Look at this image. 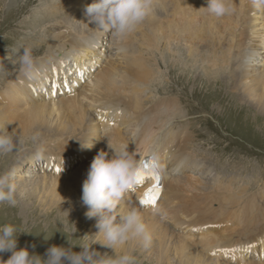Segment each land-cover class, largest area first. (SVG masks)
<instances>
[{
    "label": "bare ground",
    "instance_id": "1",
    "mask_svg": "<svg viewBox=\"0 0 264 264\" xmlns=\"http://www.w3.org/2000/svg\"><path fill=\"white\" fill-rule=\"evenodd\" d=\"M37 1L40 8L53 15L47 13L52 17L51 20L47 18L49 22L35 24L33 35L37 32L47 34L50 30L55 32L49 33L44 51L40 46L46 37L40 35L34 40L40 45L35 51L39 76L34 80L43 81L46 72L52 70L55 77H64L65 90L59 91L60 94L51 92L45 95L35 90V95H40L38 98H44L45 102L33 106L29 103L31 109L20 108V93L29 95L30 89H25V84L30 79L21 73L19 64L13 60V64L0 76V80L4 78L0 82V123H13L9 132L22 141L19 148L32 135L39 136L35 141L46 138L44 152L52 154L44 159L48 165L55 157L70 156H75L72 159L79 163L68 174L40 175L28 171L38 170L33 167L38 165L35 153H32L34 156L23 157L13 167L10 154L0 156L2 173L18 169L17 177L21 183L15 184L19 186V193H23L22 197L27 199L21 205L31 209L33 221L42 224L55 218L58 227H68L75 216L76 224H82L77 226V230H86L88 240L92 242L95 239L92 235L98 231L96 219L87 218L80 222L87 211L81 202L83 181L101 149L112 155L108 140L117 146L128 143L129 151L135 152L139 161L157 156L159 166L166 170L165 189L158 205L168 214L162 218L153 213V207L142 206L139 196L146 185L136 186L129 192L125 207L131 203L142 210L153 242L148 249L135 241L129 242L118 251H131L136 263L144 257L148 261L157 256L159 264H171L172 257L177 256L179 264H232L251 258H258L257 264H264L261 261L264 260V219L252 232L255 234L253 238L236 240L245 236L249 217L254 211L252 208L264 216V205L258 202L256 195L247 193L251 187L246 178L227 175L226 172L217 175V169L198 159L200 153L192 143H199L198 140L202 139L196 138L188 109H180L176 98L168 99L164 104L153 93V87L156 86L158 93L169 77L163 68H169L170 62L157 61L169 50L176 57L172 60L173 68L181 64L185 71L190 72L199 67L197 69L208 71L209 76L217 74L221 78L231 73V81L227 80L242 86L243 97L249 99L245 102L264 111V57L260 51L264 52V47L256 46L259 41L264 45V8L256 7L253 0H233L236 11L217 17L202 8L207 5V0H159L154 15L134 33L122 40L112 36L116 55L107 56L110 61L104 66L99 37L106 32L89 23L85 15V7L93 0ZM6 4L0 0V11ZM37 9L34 10V19L38 17ZM40 12L46 14L43 9ZM63 30L65 32L61 33ZM139 31L143 34L142 45L147 49L144 59L141 56L144 53L136 49ZM178 44L187 50V59L184 53L179 54L181 49L177 51L174 48ZM105 50L107 54L108 46ZM70 57L73 66L67 69L75 75L64 72L66 59ZM181 76L190 78L191 75ZM212 78L210 76V80ZM55 81L51 79L48 84L55 87ZM79 84L81 86L76 87ZM71 86H75L72 91ZM208 89L212 93L215 90L213 87ZM162 105L166 107L162 108ZM10 110L14 111L10 113ZM181 121L184 123L178 125ZM64 143L68 148H64ZM82 144L91 146L82 147ZM46 154L43 153L42 157ZM7 160L9 163L5 167ZM25 163L30 166L26 169L28 173L24 170ZM259 190L264 202V187ZM182 212H187V220ZM220 221H224L226 226H221ZM83 232L79 231V234L83 235ZM239 243L242 245L235 249ZM92 248L101 254L113 255L112 249L100 243L93 244ZM230 256L233 261L229 260Z\"/></svg>",
    "mask_w": 264,
    "mask_h": 264
},
{
    "label": "rangeland",
    "instance_id": "2",
    "mask_svg": "<svg viewBox=\"0 0 264 264\" xmlns=\"http://www.w3.org/2000/svg\"><path fill=\"white\" fill-rule=\"evenodd\" d=\"M4 1H6L7 4L6 6H3L4 8L2 7V10L0 11V76H2L5 73L7 68H9L8 66H11V64H13V60H15L16 58L14 49L20 47L22 44L21 42H23L24 39L26 40L24 42L25 43L24 45L32 49L33 55L35 57L37 55V52H35L36 48L39 47L40 45H38L34 40L38 39L40 35L46 37V40L40 46L41 50L44 51V49L46 48V42L48 41V36L50 35L49 33L55 32L50 30L47 32V34H44L43 32H37L35 33V36L33 35V29H34L33 26L35 24H40L41 22H42L41 25L49 22L48 19L51 20L52 17L50 16L53 15L50 14L52 12L45 10L42 6H41L42 8H40L39 1L37 0H13V1L4 0ZM37 7L40 9H37ZM17 8H19L18 11L16 10ZM35 9L38 10V17L37 18L35 17L34 19L33 14ZM42 9L46 11V14L45 12L44 13L40 12V10ZM47 13H49L50 16ZM63 13L64 15L66 14L65 11H63ZM38 20L40 22H38ZM72 23L74 24V22ZM63 32H65V30H63L61 33ZM139 32L141 34L138 33L137 36L138 44H136V49L137 51L140 50L139 53H144L141 55L142 59H144L147 54L146 51L147 49L142 45V41L144 40L142 37L143 34L141 31ZM102 36L103 34L100 35L101 38L99 37L100 49L103 51L104 54V56L103 57L101 56V58H103L102 60L104 66H107L108 62L110 61L108 59L110 55H114V56L116 55V51L114 50L113 42H112L114 38L112 37L113 35L111 33L108 34V37L107 36L102 37ZM262 43H263L262 41H259L256 46L258 48H261V46L264 47ZM106 46H108L107 54L105 53ZM140 47L142 48L140 49ZM174 48L177 51L181 49L179 54L184 53V56L187 59V53H186L187 50L184 51L181 47H179V44L178 46L174 45ZM142 50H144V52ZM260 51H261V55L264 57V52H262V50ZM7 56L10 57L11 59H6ZM162 57H163L162 59L161 57L158 58L157 61L167 60L168 63L170 62L169 65L171 66L169 68L168 67L163 68V70L169 77H167L166 83H164L161 86V90H158L159 91L158 93L155 91L156 86L153 87L154 89L153 93L154 94L156 93L155 95L157 96L159 101L163 102L164 104L167 103L168 99L176 98L179 101L181 107L180 109L182 110H185L186 108L188 109L187 111L189 113L188 117L190 119V123L193 124V127L195 129L196 138L199 139L200 137V139H202V140H198L199 143L198 142L196 144L192 143V145L194 146L191 145L194 149L198 151V153L201 154V155L198 154L197 156L198 159L205 161L207 165H210L211 167L217 169V172L219 173L226 172L227 175L235 174L236 176L246 178L248 181L247 182L248 185L251 187L250 191H247V193L253 196L256 195L258 202L263 206L264 205V202L262 200L263 197L260 192L261 190L259 189L264 187V111L258 110L255 104H247V102H245L246 100L249 101V99H247L248 97L246 98L243 97L244 95H242L243 94L242 86L234 85L233 81L228 82L227 80L231 78L230 77L232 76L231 73L227 74L228 76L225 75L223 78L218 77L217 74L215 75L210 74V76L213 77L210 80V76L207 74L208 71H204L201 68L200 70L197 69L199 67H197L195 70H191L190 71L191 73L185 71V68H183L181 64L173 68L172 60L173 58L175 60L176 57H173L172 54L169 52V50L168 52L167 51L164 52ZM70 59L71 57L66 59L64 72L69 73V75H75V72L70 73L69 70L67 69L73 66V63L70 62ZM262 63H264V61ZM227 71H230V67L229 68L227 67ZM201 72H203V74ZM181 75H188V76L191 75V76L189 78L187 76L182 77ZM63 78L64 77L61 75L55 77L54 72L52 70H48L44 76V80H43L44 82L34 79L28 80L27 83L25 84V89H30V93L29 95L28 94L23 95L22 93H20V95L22 96V103H21L22 107L20 106V108L31 109L32 107L28 106L29 103H32L33 106V104L39 102H45L44 98L42 99L38 98L40 95H45L46 93H51V92L64 91L65 84ZM51 79H53L54 81L56 80L55 87L52 85V83L48 84ZM3 80L4 78L0 80V82H3ZM208 80L211 83H209ZM70 83L74 84V80L70 79ZM205 84H207V86ZM80 86L81 85L79 84L76 87H80ZM74 87L73 86L70 87L71 91L74 89ZM207 87L208 88L213 87L215 90H213L212 93V90H209ZM35 90L40 91V95H35L34 93ZM26 97L29 99L28 101ZM163 98L165 99L166 102L161 101L164 100ZM221 100L223 101L222 103ZM164 107H166V105H162V108ZM14 110H10V113L13 112ZM176 110L177 108L175 109V111ZM214 115H218L216 117L219 120ZM181 122H178V125L184 123L183 121ZM4 125H8L9 131L13 127V123L11 122L9 124L5 123ZM33 137H36L37 139L39 136L32 135L30 139H25V142L20 145L18 151H14L10 153V156L12 157L11 167L18 164L19 161L25 156H28L30 154L34 156V154L32 153H36L37 150L44 152V148L46 145V141H45L46 138L41 139L39 141H35L36 139L34 140ZM63 146L64 148H68V144L66 143H64ZM7 161L8 162H6L5 167L9 163V160ZM24 167H25L24 170L27 172L26 170L28 167L27 163L24 164ZM2 172L3 169L2 170L0 169V174H3ZM41 173L46 175L55 174L52 170H46L44 168H42ZM14 182L21 183L20 177H16V180ZM16 186H17V191L19 193L20 192L19 186L17 184ZM26 201H27L26 197H21L19 200V204L16 207H12L7 203L0 204V227H3V225L6 223H10L17 227L19 232L17 234V241L19 248H23L27 246L29 247L28 249L30 253L34 252L41 256H45L47 249L52 245L64 246L66 248L72 247V251L80 252L82 250L81 247L79 246L81 243H91L90 240H88L89 234L87 235L88 232L86 233V230L79 229V231L82 232L84 231L83 235L79 234V231L77 230V226H80L82 224L79 225L76 224L75 221L77 220L75 216L73 217L74 221L71 222V226L68 227H58V225L56 224L57 219L55 218L49 219L48 223L44 221L41 224L36 220L33 221L32 215L30 213L31 209L28 206L24 208L23 205H21V202L26 203ZM215 205L217 206V204ZM252 209H254V211L249 217V221H250L249 226L244 231L246 232L245 236L247 237L244 236L236 240H242L243 238L249 240L250 238H253L255 234H252V232L257 227V225H259L260 221L264 219V216H260L259 213L255 210V207ZM182 215L187 220L186 217L187 212H182ZM81 219L82 220H80V222H84L83 220L87 219V217H85L84 215L81 217ZM220 225L226 226V223L224 221H220ZM175 232L177 231L175 230ZM232 239H235V236H233ZM68 241H71V243L75 246H71ZM33 245H35L34 248ZM10 255H11L10 252L3 253L2 258L4 260H7ZM157 259H158L157 256H153L152 259L147 261V258L144 257L143 260L137 262L136 264H159L157 262ZM172 259L173 261H171V264H179L177 256H173ZM229 260L233 261V257L230 256ZM257 261L260 260L258 258H251L245 260L240 259L238 262L235 261L234 264L237 263L246 264L251 262L257 264Z\"/></svg>",
    "mask_w": 264,
    "mask_h": 264
},
{
    "label": "clouds",
    "instance_id": "3",
    "mask_svg": "<svg viewBox=\"0 0 264 264\" xmlns=\"http://www.w3.org/2000/svg\"><path fill=\"white\" fill-rule=\"evenodd\" d=\"M159 0H93L85 7L89 23L101 31L110 32L117 40H122L134 33L148 18L154 15ZM256 7H264V0H253ZM207 13L217 17L233 14L236 9L233 0H207L202 7ZM21 73L29 79L39 76L36 58L30 47L21 45L14 49ZM6 59H11L6 57ZM35 140L36 137H33ZM22 141L9 132L8 125L0 123V156L18 151ZM91 144H82L90 147ZM109 152L101 149L91 162L87 176L82 185L81 202L87 208L85 216L96 219L98 231L92 236L91 243H81L80 252L72 247L52 245L45 256L29 251L28 247H18L16 226L6 223L0 227V264H136L131 251L124 249L129 242H137L148 249L153 242V235L140 208L125 201L129 192L135 187L138 172L142 167L135 152L129 151V144L114 145L108 140ZM42 152L37 150L35 159L39 160ZM18 169L12 168L0 174V204L12 207L19 204L23 193H18L15 180ZM155 215L167 216L162 206L153 208ZM71 246H75L68 241ZM95 243L113 250V255L101 254L92 248ZM35 245H33V248ZM10 252L7 260L3 253Z\"/></svg>",
    "mask_w": 264,
    "mask_h": 264
},
{
    "label": "snow or ice",
    "instance_id": "4",
    "mask_svg": "<svg viewBox=\"0 0 264 264\" xmlns=\"http://www.w3.org/2000/svg\"><path fill=\"white\" fill-rule=\"evenodd\" d=\"M149 175H152L154 177L156 183H154L150 188L147 189L142 199V203H144L145 205H155L162 191V185L159 182L160 181L159 173L158 172L146 173L144 168L142 167L138 172L137 183H143L144 180Z\"/></svg>",
    "mask_w": 264,
    "mask_h": 264
}]
</instances>
